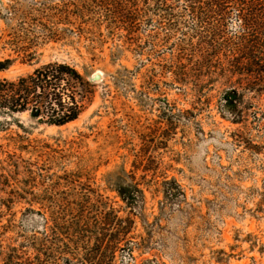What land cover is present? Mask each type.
Instances as JSON below:
<instances>
[{"label":"rangeland","instance_id":"obj_1","mask_svg":"<svg viewBox=\"0 0 264 264\" xmlns=\"http://www.w3.org/2000/svg\"><path fill=\"white\" fill-rule=\"evenodd\" d=\"M123 1L0 0V79L49 62L91 82L101 74L67 125L0 111V264L12 250L33 257V245L68 240L51 232L50 208L85 224L99 201L134 219L113 264H264V73L237 74L228 43L217 57L205 47L219 61L209 71L197 39L187 40L186 1L168 0L174 28L147 9L135 27L113 24L102 3ZM220 14L228 36L246 21L233 4ZM132 176L144 193L134 211L115 190Z\"/></svg>","mask_w":264,"mask_h":264},{"label":"trees","instance_id":"obj_2","mask_svg":"<svg viewBox=\"0 0 264 264\" xmlns=\"http://www.w3.org/2000/svg\"><path fill=\"white\" fill-rule=\"evenodd\" d=\"M179 1V0H176ZM186 1L183 16L192 18V34L189 39H197L195 45L203 49L210 46L212 55L217 57L221 44H230L224 49V56L228 59H236L240 68L237 74L264 73V0H182ZM241 14L239 19L246 20L239 32L228 36V19L220 14L226 12L231 6ZM110 5L116 14L113 24L127 25L130 28L137 21L139 11L154 10L162 15L169 16L168 24L174 28L177 22H173L175 9L168 0H124L118 4L102 3V6ZM204 29V30H203ZM208 45V46H207ZM195 48V47H194ZM203 56L202 63L211 71L212 67H218L212 57ZM8 63V61H7ZM215 64V65H214ZM198 66L203 68L200 63ZM222 70H226L220 65ZM241 66V67H239ZM233 67V68H237ZM5 63H0V70L6 69ZM199 68V70L201 69ZM233 72L231 69H227ZM190 71H181L182 76H188ZM181 79V77L179 78ZM178 80V79H177ZM95 84L87 79V75L80 73L74 66L64 62H49L35 68L31 73L20 76L14 80L0 79V111L8 116L29 113L31 117L44 121L49 125L64 126L79 119L91 103ZM238 91H234L237 94ZM148 170V169H147ZM111 176V175H110ZM132 176V184L116 186V191L131 211L136 210L139 200H143V190L139 188L141 183H136ZM110 186L111 183L107 181ZM97 215V220L84 224L85 217L79 215L70 223L64 220V210L59 206L50 208L49 227L56 237L68 234V240L60 239L61 247H55L47 251L44 244L33 245L35 254L33 257H23L12 250L5 258V264H113L116 253L122 249L121 245H128L127 237L132 231L134 219L119 216V211L112 205L99 201L91 205ZM71 211L79 212L75 207ZM124 224V225H123ZM67 231V232H66ZM54 254V255H53ZM49 259L53 260L52 262ZM57 256V258H56ZM47 257V258H46ZM47 261V262H46Z\"/></svg>","mask_w":264,"mask_h":264},{"label":"water","instance_id":"obj_3","mask_svg":"<svg viewBox=\"0 0 264 264\" xmlns=\"http://www.w3.org/2000/svg\"><path fill=\"white\" fill-rule=\"evenodd\" d=\"M91 80H92L93 82H98V81H100V80H101V74H99V73L94 74V75L91 77Z\"/></svg>","mask_w":264,"mask_h":264}]
</instances>
